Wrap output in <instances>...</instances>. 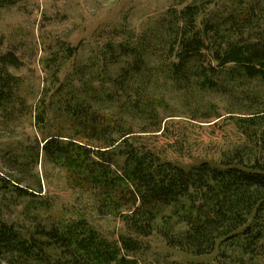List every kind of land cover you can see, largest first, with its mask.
Here are the masks:
<instances>
[{
  "label": "trees",
  "instance_id": "trees-1",
  "mask_svg": "<svg viewBox=\"0 0 264 264\" xmlns=\"http://www.w3.org/2000/svg\"><path fill=\"white\" fill-rule=\"evenodd\" d=\"M230 1L220 12L211 10L213 0H192L140 33L121 30L124 37L74 61L63 80L55 57V88L44 89L34 110L21 96L24 81L11 73L19 58L0 54V124L34 113L43 136L36 161L67 167L97 213L118 216L125 228L110 240L85 219L61 225L27 207L10 219L11 205L41 191L39 177L37 187L23 185L26 161L10 149L3 164L12 172L0 171V264H139L140 238L153 234L194 256L237 242L244 254L264 258V151L241 145L216 161L183 165L149 140L171 117H220L211 93L227 113L264 111L259 95L234 94L264 82V0Z\"/></svg>",
  "mask_w": 264,
  "mask_h": 264
},
{
  "label": "rangeland",
  "instance_id": "rangeland-1",
  "mask_svg": "<svg viewBox=\"0 0 264 264\" xmlns=\"http://www.w3.org/2000/svg\"><path fill=\"white\" fill-rule=\"evenodd\" d=\"M190 1L9 0L0 5V54L11 51L19 58L21 66L11 73L24 81L20 92L31 110L45 88H55L51 68L55 57H58L57 64L62 63L58 77L63 80L74 61L84 59L112 37H124L118 34L121 30L140 33L165 16L169 9H180ZM210 6L211 10L221 12L229 9L232 2L213 0ZM67 47L76 52L69 56ZM240 89L234 94L248 92L264 101V82L245 83ZM207 99L219 101L220 117H212L207 122L192 121L184 115L168 118L162 134L150 137L151 144L163 156L183 165L204 159L216 161L223 151L241 145L264 151V111L250 115L227 113L219 94L211 93ZM224 99L236 101L232 97ZM33 115L31 112L20 115L13 125L0 124V171L12 172L3 164V154L11 149L26 161L22 177L27 182L23 185L37 187L38 177L41 183L39 196L20 199L16 206L8 208L7 216L21 219L20 213L27 207L34 214L61 225L85 219L104 237L116 240L125 232L118 216L98 214L93 195L72 179L67 167L41 157L36 161L35 149L43 136ZM48 117L51 121L52 114ZM140 242V250L133 254L139 264H264L263 257L244 254L237 242L218 245L206 256H194L169 247L156 234L141 237Z\"/></svg>",
  "mask_w": 264,
  "mask_h": 264
}]
</instances>
